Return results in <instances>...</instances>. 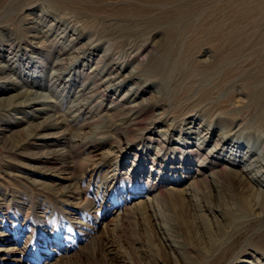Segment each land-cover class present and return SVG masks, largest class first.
<instances>
[{
	"label": "rangeland",
	"instance_id": "374dc122",
	"mask_svg": "<svg viewBox=\"0 0 264 264\" xmlns=\"http://www.w3.org/2000/svg\"><path fill=\"white\" fill-rule=\"evenodd\" d=\"M180 1L169 21L132 0L0 1V104L39 97L0 122L44 124L0 148V264H264V128L260 109L235 103L264 55V0ZM166 31L179 61L161 51ZM185 48L199 49L198 70ZM223 165L249 185L213 181Z\"/></svg>",
	"mask_w": 264,
	"mask_h": 264
},
{
	"label": "bare ground",
	"instance_id": "6f19581e",
	"mask_svg": "<svg viewBox=\"0 0 264 264\" xmlns=\"http://www.w3.org/2000/svg\"><path fill=\"white\" fill-rule=\"evenodd\" d=\"M1 1V0H0ZM22 1V0H21ZM64 1V0H63ZM66 1V0H65ZM73 1V0H72ZM95 1V0H94ZM133 1V3L134 4H136V6H137V8L139 9V11H140V14H142L143 13V11H144V8H142L141 6H149V7H152V6H158V5H160V6H163V7H167V8H169L168 10L169 11H167V9H166V12L165 13H163L162 14V16H160L161 18H160V20L162 19V20H164V21H169V20H172V19H174V17H176V16H182V14H185V12H184V9H178V8H176V2L178 3V0H132ZM182 1H184V0H181L180 2H182ZM187 1V0H186ZM19 2V1H18ZM76 2V1H75ZM89 2V1H88ZM3 3V2H2ZM6 3V2H5ZM11 3V2H10ZM24 4L23 5H26L25 4V2H23ZM32 3V2H31ZM30 4V3H29ZM40 4V3H39ZM74 4V3H73ZM18 5V4H17ZM28 5V4H27ZM61 5V4H60ZM63 5V4H62ZM80 5V4H79ZM141 5V6H140ZM256 5H258V4H256ZM256 5H254V7H255V9H257V6ZM4 6V5H3ZM70 6V5H69ZM82 6V5H81ZM90 6V5H89ZM185 6V5H184ZM10 7V6H9ZM26 7V6H25ZM64 7V6H63ZM91 7V6H90ZM108 7V6H107ZM115 7V6H114ZM67 8V7H66ZM187 8V7H186ZM245 8H249L248 6L247 7H245ZM251 8V7H250ZM22 9V8H21ZM30 9V8H29ZM79 9V8H78ZM89 9V8H88ZM147 9V8H146ZM188 9V8H187ZM3 10V9H2ZM80 10V9H79ZM153 10V9H152ZM1 11V10H0ZM18 11V10H17ZM70 11V10H69ZM73 11V10H72ZM74 11H76V10H74ZM84 11V10H83ZM91 11H93V10H91ZM149 11V15H147V16H145V17H143V18H151V16H152V13H151V11L150 10H148ZM163 11V10H162ZM253 11H254V9H250L249 11H248V14H246L247 15V22H250V21H253L254 22V16H252V13H253ZM258 11V10H257ZM3 12V11H2ZM128 12L130 13V15L131 14H134L135 12H136V7L135 6H133V5H130L129 7H128ZM164 12V11H163ZM4 13V12H3ZM15 13V12H14ZM14 13H12V14H14ZM79 13H81V12H79ZM90 13V12H89ZM1 14L2 13H0V16H1ZM55 14V13H54ZM188 14V13H187ZM88 15V14H87ZM114 15L116 16V17H119V18H126L127 16V14H126V10H125V8H119V9H117V11H115L114 12ZM60 16V15H59ZM231 16V15H230ZM240 16V15H239ZM244 16H245V14H244ZM244 16H242V18L244 17ZM40 17V16H39ZM257 17L259 18V15H257ZM34 18H36V17H34ZM242 18H241V20H242ZM255 18H256V16H255ZM180 19V18H179ZM237 19H240V17L239 18H237ZM246 19V18H245ZM244 19V21H246ZM0 20H2V18H0ZM55 20V19H54ZM124 20V19H123ZM159 20V21H160ZM181 20V19H180ZM183 20V19H182ZM188 20V19H187ZM236 20V19H235ZM241 20H239V21H241ZM244 21H241V22H244ZM256 22H257V18H256V20H255ZM1 22V21H0ZM39 22V21H38ZM117 22V21H116ZM156 22V21H155ZM154 22V23H155ZM174 22V21H173ZM2 23V22H1ZM0 23V24H1ZM175 23V22H174ZM173 23V27H174V25L176 24H174ZM251 23V22H250ZM156 24V23H155ZM237 24V23H236ZM254 24V23H253ZM13 25V24H12ZM161 25V24H160ZM18 26H19V24H18ZM35 26V25H34ZM89 26V25H88ZM168 26V25H167ZM170 26V25H169ZM172 26V25H171ZM234 26H236V28H237V26H239V25H234ZM233 26V27H234ZM3 27V26H2ZM12 27H14V26H12ZM20 27H22V26H20ZM94 27V26H93ZM173 27H171V28H173ZM6 28V27H5ZM27 28V27H26ZM68 28V27H67ZM208 28H209V25H208ZM7 29V28H6ZM9 29V28H8ZM12 29V28H11ZM24 29V28H23ZM166 30V29H165ZM15 31H17V30H15ZM14 31V32H15ZM24 31H26V30H24ZM102 31V30H101ZM105 31H107V30H105ZM104 31V32H105ZM218 31H220V30H218ZM222 31V30H221ZM108 32V31H107ZM175 32V31H174ZM75 33V32H74ZM179 33V32H178ZM188 33V32H187ZM256 33V32H255ZM12 34V33H11ZM26 34V33H25ZM110 34H112V32H110ZM250 34V33H249ZM248 34V35H249ZM254 34V33H253ZM257 34V33H256ZM4 35V34H3ZM18 35V34H17ZM109 35V34H108ZM114 35V34H113ZM179 35V34H178ZM229 35L230 34H228V35H226L225 33H221V32H219L218 33V39L219 40H221V41H223V40H225V38L226 37H229ZM244 35V34H243ZM262 35V34H261ZM23 36V35H22ZM104 36V35H103ZM102 36V37H103ZM258 36V35H257ZM1 37H2V35H1ZM93 37V36H92ZM105 37H106V35H105ZM111 37H113V36H111ZM125 37V36H124ZM230 37H231V35H230ZM246 37V36H245ZM249 37V36H248ZM11 37H9V39H10ZM13 38H14V36H13ZM18 38H22L21 36H17V39ZM101 38V37H100ZM99 38V39H100ZM1 39V38H0ZM3 39V38H2ZM106 39V38H105ZM109 39V38H108ZM172 39H176V37L175 38H173V36H172V34H171V31H166V33H165V40L162 42V44L160 45L161 46V51H162V53L164 52V54H166V56L171 60H175V59H178L179 58V48L178 47H176V50L175 51H173V50H171V49H173L172 47V44L174 45V41L172 42ZM257 39V38H256ZM98 40V39H97ZM107 40V39H106ZM111 40H112V38H111ZM177 40V39H176ZM180 40V39H179ZM182 40H184V39H182ZM21 41V40H20ZM45 41V40H44ZM49 41V40H48ZM102 41V40H101ZM1 42H3V41H1ZM11 42V41H10ZM15 42V41H14ZM109 43H111L110 41H108ZM172 42V43H171ZM24 43V42H23ZM98 44H99V42H97ZM122 43V42H121ZM169 43H171V45L169 44ZM264 43V36H260L258 39H257V42H256V45L255 46H259L260 44H263ZM123 44H124V42H123ZM240 44V43H239ZM14 45V44H13ZM48 45V44H47ZM95 45V44H94ZM12 46V43L10 44V48H12L11 47ZM27 47H28V44L26 45ZM144 46V45H143ZM140 47V49H136L137 50V52L140 54V53H144V52H147V51H145V49H144V47ZM240 46V45H239ZM48 47V46H47ZM50 47V46H49ZM48 47V49H50ZM110 47V46H109ZM111 47H112V45H111ZM203 47V46H202ZM203 49H205V47H203ZM8 50V49H7ZM33 50V49H32ZM38 50H41V51H44V49H42V48H40V49H38ZM73 50V49H72ZM231 51H233V48H231L230 49ZM18 51V50H17ZM199 51V49H196L195 51H192V52H190L189 50H188V48H185L184 49V56H189V57H191L192 58V60H196V63H197V66H192V68L194 69V70H198V68L199 67H201L200 65H198V64H200V63H202V61L200 60V58H199V56L197 55V52ZM15 52V51H14ZM47 52V51H46ZM171 52H173V54L171 53ZM8 53V52H7ZM38 53H41V52H38ZM38 53H36L38 56H39V54ZM137 53V54H138ZM161 53V52H160ZM161 53V55H163ZM58 54V53H57ZM112 54V53H111ZM128 54V53H127ZM206 54V53H205ZM45 55V54H44ZM44 55H40L39 56V60L41 61V63L42 64H37V66H39V65H43V66H46V65H48V63L46 62V56H44ZM60 55H61V53H60ZM194 55V56H193ZM202 55V54H201ZM145 56V55H144ZM164 56V55H163ZM222 56H223V59H225L226 61H233V60H235L236 59V57H235V53H228V54H222ZM2 57V54H0V58ZM137 57V55L136 56H134V58H136ZM175 57V58H174ZM23 58V57H22ZM50 58V57H49ZM52 58H54V57H52ZM184 58V57H183ZM1 60V59H0ZM25 60V59H24ZM51 60V59H50ZM14 61V60H13ZM30 61V60H29ZM178 61H179V59H178ZM31 62V61H30ZM38 61H35V64L37 63ZM114 62V61H113ZM16 63V62H15ZM20 63V62H19ZM145 63V62H144ZM158 59H156V58H154V59H152L151 61H150V66L152 65V64H156V65H158ZM178 63V62H177ZM49 64H51V63H49ZM179 64V63H178ZM66 65V64H65ZM180 65V64H179ZM182 65V64H181ZM180 65V66H181ZM187 65V64H186ZM15 66V65H14ZM179 66V67H180ZM182 66H184V65H182ZM138 69V68H137ZM44 70V69H43ZM0 72H4V69L3 68H0ZM8 72V71H7ZM225 73H226V79H227V75H228V73H230V71H225ZM232 74V73H231ZM22 75V74H21ZM5 77H8V75L7 76H5ZM13 77V76H12ZM10 78V77H9ZM111 78V77H110ZM13 79V78H12ZM8 80V79H7ZM42 80V79H41ZM244 80V79H243ZM246 80H247V84H245L246 86H245V90H246V92H244V93H239V98H238V101H236L235 103H237V104H239V105H242V104H244V102H245V100L248 102V107L246 106V108H243V109H245V113H249L250 111L249 110H251L252 108H254V109H260L259 110V113L257 114L259 117V119H260V123H261V127L262 128H264V107H262V103H263V99H264V55H263V57L261 58V61L259 62V65H258V68H257V70L256 69H254L252 72H250V74H249V76L247 75V78H246ZM28 81V80H27ZM40 81V80H39ZM245 81V80H244ZM108 83V82H107ZM245 83V82H244ZM13 84V83H12ZM23 84V83H22ZM25 84V83H24ZM250 85H251V87L252 86H254V85H259V86H261V87H259V91L260 92H256V93H254V87L251 89V87H250ZM4 86H5V84H4ZM242 86V85H241ZM51 87V86H50ZM243 89V88H242ZM100 90V89H99ZM15 92V91H14ZM206 92V91H205ZM33 93V92H32ZM16 94V95H15ZM14 95H10L9 97L10 98H12V99H9L7 102H4L3 104H0V116L1 115H3L4 113H7L8 112V110H12V111H16V110H19L20 108H22L21 106L22 105H29L30 107H32L34 104V102L32 103V104H30V103H27L30 99L29 98H31V100L32 99H37L38 100V96L37 95H32V94H29V93H27V91L26 92H23V93H15ZM203 95H205V93L203 94ZM44 96V95H43ZM83 97V96H82ZM203 97V96H202ZM206 97V96H205ZM19 98H21V99H23L22 101H19ZM204 99V98H203ZM207 99H208V97H207ZM211 99V98H210ZM36 101V100H35ZM42 100L40 101V105H42ZM27 103V104H26ZM150 105V104H149ZM141 107H142V105H141ZM149 106L148 105H146V107L144 106V107H142L140 110H138V109H135L134 107L131 109V111H130V108H129V111L132 113V116H133V120H136V119H138L139 117H141L142 115H144L143 114V111H148L149 112ZM237 109H238V107H237ZM253 109V110H254ZM138 110V111H137ZM255 110V111H256ZM239 111H241V110H239ZM252 111V110H251ZM235 112V111H234ZM253 112V111H252ZM113 113H115V112H113ZM242 113V112H241ZM22 114V113H21ZM224 114V113H223ZM236 114V113H235ZM235 114H234V116H235ZM23 115V114H22ZM193 115V114H192ZM229 115H231V113H229L228 114V116ZM242 115H244V113L242 114ZM248 115V114H247ZM256 115V114H255ZM9 116V115H8ZM189 116V115H188ZM240 116H241V114H240ZM251 116V115H250ZM2 117V116H1ZM98 117V116H97ZM243 117V116H242ZM257 117V116H256ZM231 118V117H230ZM238 118V117H237ZM227 119V118H226ZM233 120H234V118H232ZM248 119V118H247ZM250 119V118H249ZM248 119V120H249ZM252 119V118H251ZM255 119V118H254ZM23 120V119H22ZM184 120V119H183ZM4 121V120H3ZM221 121V120H220ZM226 121V120H225ZM235 121H236V118H235ZM6 122V121H5ZM21 122H23V121H21ZM230 122V121H229ZM245 122V121H244ZM231 123H233L232 121H231ZM236 123L234 122V125H235ZM242 124V123H241ZM14 126L15 124H13V122L11 123V122H7V123H5L4 124V122H0V126L2 127V129L0 130V148L3 150H8L7 152H9V150L10 151H13V150H16L15 149V147H17L16 146V144H13L14 142H13V140H14V134H17V135H21V140H28L29 139V137H31V132H32V130H38L40 127H42V126H44V124L41 126L40 124L38 125V126H36V125H34V126H32V130L30 131V133H26L25 132V130H20V131H18V132H15V133H13V131H9V127H11V126ZM220 125V124H219ZM240 125V124H239ZM12 126V127H13ZM55 126V125H54ZM244 126V125H243ZM4 127V128H3ZM30 126H28V128H29ZM228 128V127H227ZM226 128V129H227ZM230 128H231V126H230ZM240 128V127H239ZM248 128V127H247ZM261 128V129H262ZM13 130V129H12ZM15 130H17V129H15ZM19 130V129H18ZM145 131H147L148 129L146 128V129H144ZM228 130H229V128H228ZM240 130H242V129H240ZM27 131H28V129H27ZM239 131V130H238ZM237 132V131H236ZM243 132V131H242ZM36 134V133H35ZM233 134V133H232ZM244 134V133H243ZM237 135V134H236ZM39 137H41V135L39 136ZM45 137V136H44ZM11 138V139H10ZM242 138H243V136H242ZM249 139V138H248ZM41 140V139H40ZM16 143V142H15ZM44 143V142H43ZM258 144H260V143H258ZM21 145V144H20ZM32 145H33V143H32ZM35 145V144H34ZM19 146V145H18ZM45 146V145H44ZM72 146V145H71ZM260 147H261V145H260ZM36 148V147H35ZM70 148V147H69ZM264 148V147H263ZM262 148V149H263ZM47 149V148H46ZM197 150V149H196ZM40 151V150H39ZM17 152V151H16ZM30 152V151H29ZM45 152H47V151H45ZM44 152V153H45ZM176 152V151H175ZM192 152V151H191ZM44 153H43V155H44ZM197 153V152H196ZM261 153V152H260ZM10 154H12V153H10ZM23 154V153H22ZM25 154V153H24ZM38 154V153H37ZM36 154V155H37ZM185 154V153H184ZM193 154V153H192ZM262 154V153H261ZM9 155V154H8ZM21 155V154H20ZM33 156L35 155V154H32ZM31 155V156H32ZM35 155V156H36ZM39 155V154H38ZM41 155V154H40ZM197 155V154H196ZM26 156V155H25ZM34 156V157H35ZM27 157V156H26ZM28 157H30V156H28ZM204 157H206V156H204ZM142 159V158H141ZM206 158H203V160H205ZM13 160V159H12ZM216 160V159H215ZM10 161V160H9ZM215 162V161H214ZM203 165V164H202ZM213 168H215V167H213ZM212 172V171H211ZM213 173V172H212ZM200 174V173H199ZM169 176H172V175H169ZM205 176V175H204ZM229 177V178H231V179H233V180H236V181H238L239 183H241V184H247V185H249V179L247 178V176H246V174L245 173H243L242 171H240V170H237V171H235V170H233V169H228V168H226L224 165L223 166H221L220 167V169H219V174L217 175V174H213V181H219V179H221L222 177ZM259 177V176H258ZM173 178H175V177H173ZM194 180V179H193ZM205 179H203V181H204ZM195 182V181H194ZM142 184V183H141ZM148 185V184H147ZM145 187H146V185H145ZM260 187V186H259ZM148 188V187H147ZM155 188V187H154ZM153 188V189H154ZM131 189L132 190H135L136 188H132L131 187ZM160 190V189H159ZM158 190V191H159ZM159 194V193H158ZM264 201V200H263ZM204 208H206V206H204ZM208 208V207H207ZM256 248H257V250L258 251H263L264 250V243H262V242H257L256 243Z\"/></svg>",
	"mask_w": 264,
	"mask_h": 264
}]
</instances>
